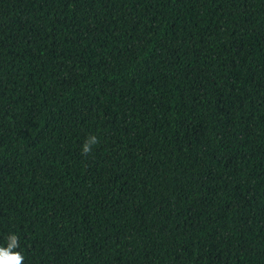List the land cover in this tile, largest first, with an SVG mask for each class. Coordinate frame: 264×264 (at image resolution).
Returning a JSON list of instances; mask_svg holds the SVG:
<instances>
[{"label": "trees", "instance_id": "trees-1", "mask_svg": "<svg viewBox=\"0 0 264 264\" xmlns=\"http://www.w3.org/2000/svg\"><path fill=\"white\" fill-rule=\"evenodd\" d=\"M11 234L24 264H264V0H0Z\"/></svg>", "mask_w": 264, "mask_h": 264}, {"label": "clouds", "instance_id": "clouds-1", "mask_svg": "<svg viewBox=\"0 0 264 264\" xmlns=\"http://www.w3.org/2000/svg\"><path fill=\"white\" fill-rule=\"evenodd\" d=\"M99 143V137L90 135L84 142L81 148V154L88 156L94 150V146ZM7 246H0V264H24L25 257L20 251H15L19 248V237L11 234L7 237Z\"/></svg>", "mask_w": 264, "mask_h": 264}]
</instances>
